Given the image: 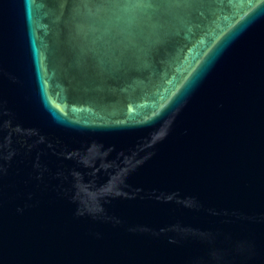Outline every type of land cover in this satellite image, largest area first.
<instances>
[{
  "label": "water",
  "instance_id": "1",
  "mask_svg": "<svg viewBox=\"0 0 264 264\" xmlns=\"http://www.w3.org/2000/svg\"><path fill=\"white\" fill-rule=\"evenodd\" d=\"M0 264H264V0H0Z\"/></svg>",
  "mask_w": 264,
  "mask_h": 264
}]
</instances>
